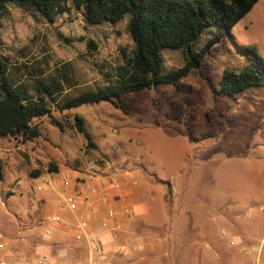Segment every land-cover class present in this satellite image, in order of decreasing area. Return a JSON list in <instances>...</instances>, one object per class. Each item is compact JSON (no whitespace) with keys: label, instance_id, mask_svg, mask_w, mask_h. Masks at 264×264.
<instances>
[{"label":"rangeland","instance_id":"1","mask_svg":"<svg viewBox=\"0 0 264 264\" xmlns=\"http://www.w3.org/2000/svg\"><path fill=\"white\" fill-rule=\"evenodd\" d=\"M9 9L0 24V53L10 60L12 80L31 95L39 81L61 80L65 63L73 75L64 95L107 85L133 49L131 14L91 26L74 9L53 23L29 5L10 3ZM215 32L206 29L196 48ZM233 35L176 83L124 94L121 107L109 101L54 107L32 121L40 137H0V236L6 243L17 234L15 223L24 212L40 206V196L52 193L56 208L61 206L62 188L47 185L43 174L88 170L103 158L161 179L169 212L161 237L176 242L169 257L161 256L163 264H251L230 238L264 226V88L230 97L221 94L220 80L226 68L249 63L239 46L256 45L264 56V0L234 26ZM163 54L166 71L185 63L180 48H165ZM76 115L85 119L96 146L77 129Z\"/></svg>","mask_w":264,"mask_h":264},{"label":"trees","instance_id":"2","mask_svg":"<svg viewBox=\"0 0 264 264\" xmlns=\"http://www.w3.org/2000/svg\"><path fill=\"white\" fill-rule=\"evenodd\" d=\"M260 0H0V24L10 12L9 4L29 5L48 22L53 23L64 12L73 9L83 13L86 24L95 26L116 23L131 14L127 28L133 49L124 53L125 60L115 67L112 82L97 89L69 97L63 94L65 84L72 82L73 67L65 63L59 78L39 81L36 94L17 85L10 75V60L0 53V137L24 141L40 137L42 132L32 121L50 115L54 107L70 110L85 103L109 101L123 104L122 97L163 82H177L201 65L213 46L225 36H234V26ZM215 27L216 32L204 46L196 43L203 32ZM234 38V37H233ZM68 42L69 40L66 39ZM249 63L236 70L226 68L220 80V92L235 97L252 88H264V56L256 45L239 46ZM165 48H180L185 57L183 66L165 70ZM185 89V84H180ZM75 125L90 145L96 146L86 129L85 119L75 116ZM0 177L3 165L0 160Z\"/></svg>","mask_w":264,"mask_h":264},{"label":"crops","instance_id":"3","mask_svg":"<svg viewBox=\"0 0 264 264\" xmlns=\"http://www.w3.org/2000/svg\"><path fill=\"white\" fill-rule=\"evenodd\" d=\"M91 165L93 168L84 171L67 170L40 177L47 185L62 188L61 206L56 208L52 193L40 196V206L33 205L28 213L23 211V218L16 221L17 234H12L8 243L0 236V242L5 245L0 257L4 252L13 260L46 253L59 264H75L86 259L91 233L102 235L106 240L111 264H163L161 256L169 257L176 242L161 237L169 218L161 179L132 168L116 167L103 158ZM38 189L43 190L44 185H38ZM69 195L78 196V209L72 210L66 205ZM52 216H58L61 222L51 221ZM82 221L88 224L87 232L78 240L75 235ZM49 228L53 231L45 234ZM252 228L254 233L243 232L242 236L231 238L236 240L244 260L264 264V232H261L264 226L257 224ZM115 244L122 245V251L114 253Z\"/></svg>","mask_w":264,"mask_h":264},{"label":"built area","instance_id":"4","mask_svg":"<svg viewBox=\"0 0 264 264\" xmlns=\"http://www.w3.org/2000/svg\"><path fill=\"white\" fill-rule=\"evenodd\" d=\"M78 196L69 195L65 199L66 205L72 209H78ZM109 215L114 216V211L111 210ZM50 220L53 222H61V219L58 216L50 217ZM104 226H108V221H104ZM88 224L85 221H82L77 229L76 239L81 240L87 232ZM53 231V228H49L45 231V234H50ZM115 237V234L113 235ZM89 243L90 247L88 250V255L85 260H79L75 264H111L106 250V240L102 235L91 234L89 233ZM236 240L234 238L230 239V245H235ZM5 245L3 242H0V250H4ZM122 245L115 244L113 247L114 253L122 251ZM8 254L4 252L3 256L0 257V264H59L53 260L52 256L46 253H38L33 257H19L16 260L9 259ZM69 264V263H65Z\"/></svg>","mask_w":264,"mask_h":264}]
</instances>
